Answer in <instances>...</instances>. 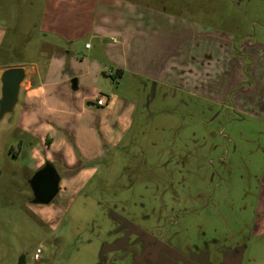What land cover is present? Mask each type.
Here are the masks:
<instances>
[{
	"label": "rangeland",
	"instance_id": "1",
	"mask_svg": "<svg viewBox=\"0 0 264 264\" xmlns=\"http://www.w3.org/2000/svg\"><path fill=\"white\" fill-rule=\"evenodd\" d=\"M128 1L210 28L216 86L176 91L114 75L112 88L96 91L136 103L127 128L117 125L118 139L105 137L94 161L73 169L49 162L59 191L35 205L28 181L36 162L56 152L18 123L22 112L41 113L22 104L31 67L42 68L32 79L40 84L53 51L76 58L95 41L86 32L70 42L43 30L48 0H0V73L10 65L30 72L11 123L10 114L0 120V264H264V65L252 78L245 71L252 54L225 59L241 42L264 45V0ZM229 69L230 90L221 75ZM149 238L162 243L155 256L144 254Z\"/></svg>",
	"mask_w": 264,
	"mask_h": 264
},
{
	"label": "crops",
	"instance_id": "2",
	"mask_svg": "<svg viewBox=\"0 0 264 264\" xmlns=\"http://www.w3.org/2000/svg\"><path fill=\"white\" fill-rule=\"evenodd\" d=\"M150 8L128 0H48L43 30L70 42L86 32L95 41V47L84 46L76 58L69 51H53L49 58L51 68L45 73L47 80L40 84L32 79L37 73L42 76V68L37 72L31 67L33 76L22 92V104L38 106L41 113L37 117L33 111L26 118L22 112L18 123L23 130L29 129L36 135L43 148L55 150L53 158L45 154L46 161L57 162L65 169L94 161L103 153L105 137L118 139L117 125L127 128L136 103L110 92L105 96L96 91L112 88L114 75L120 82L125 77L136 83L146 81L151 88L214 90L217 74L211 29L171 19ZM236 50V55L233 50L227 51L225 59L242 60L234 56L252 54L253 67L249 65L246 74L253 78L263 73L264 45L241 42ZM16 66L21 65H10ZM230 69L229 74L221 73L230 83L229 90L236 82ZM97 96L102 99L100 106ZM60 130L68 132L70 141ZM43 161L38 160L35 168L39 169Z\"/></svg>",
	"mask_w": 264,
	"mask_h": 264
},
{
	"label": "water",
	"instance_id": "3",
	"mask_svg": "<svg viewBox=\"0 0 264 264\" xmlns=\"http://www.w3.org/2000/svg\"><path fill=\"white\" fill-rule=\"evenodd\" d=\"M28 77L24 66L7 67L0 73V120L5 115H12L6 121L10 124L19 104V91ZM32 192V203L48 205L59 191V177L49 162H45L28 181ZM18 264H24L20 258Z\"/></svg>",
	"mask_w": 264,
	"mask_h": 264
},
{
	"label": "flooded vegetation",
	"instance_id": "4",
	"mask_svg": "<svg viewBox=\"0 0 264 264\" xmlns=\"http://www.w3.org/2000/svg\"><path fill=\"white\" fill-rule=\"evenodd\" d=\"M260 191H261V197H259V203L261 204L262 207H260L259 214L262 213L261 217H264V178L262 181V185L260 187ZM142 245H143L144 254H147L149 256L150 255H152V256L157 255L158 250L161 249V247H162V243L160 241L153 240L151 238H149L147 241H144V243H142Z\"/></svg>",
	"mask_w": 264,
	"mask_h": 264
},
{
	"label": "built area",
	"instance_id": "5",
	"mask_svg": "<svg viewBox=\"0 0 264 264\" xmlns=\"http://www.w3.org/2000/svg\"><path fill=\"white\" fill-rule=\"evenodd\" d=\"M85 48H89V44H86V45H85ZM96 103H97L98 106L102 105V99H101L100 96H97ZM38 254H39V250H36V252H35V254H34V256H33V260H34L35 262H38V261H39V256H38Z\"/></svg>",
	"mask_w": 264,
	"mask_h": 264
}]
</instances>
